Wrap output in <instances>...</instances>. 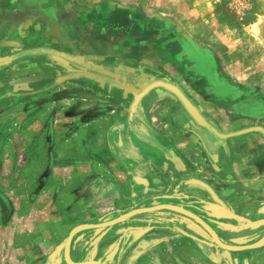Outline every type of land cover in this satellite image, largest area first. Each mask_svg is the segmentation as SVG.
<instances>
[{
    "label": "rangeland",
    "instance_id": "rangeland-1",
    "mask_svg": "<svg viewBox=\"0 0 264 264\" xmlns=\"http://www.w3.org/2000/svg\"><path fill=\"white\" fill-rule=\"evenodd\" d=\"M34 9L44 12L46 18L56 19L69 42L54 39L50 26L42 31L43 25H36L27 35V28L24 31L13 26L12 21L22 16L19 10ZM4 17L5 21L6 17L11 19L9 27L0 32V41L7 45L28 47L33 39H42L48 40L54 50L77 56L92 54L96 42L132 43L154 20L161 22L158 28L181 29L182 33L173 38L182 35L187 66L197 71L182 80L186 96L220 133L243 132L236 138H247L245 143L253 147L251 153L250 149L242 153L243 159L250 161L246 172H233L230 175L235 178L231 181L218 176L213 160L194 138L195 148L188 152L191 149L184 147L182 156H175L176 169L164 173V188L145 191L135 186L119 198L112 185L120 181L127 187L125 174L117 177V169L99 167L97 162L108 165V156L102 153L103 139L111 132V118L126 108L119 110L114 103L103 102L98 92L90 93L88 87H73L80 81L70 78L68 82L60 81L46 95L0 110V134L14 139L25 130L28 135L29 169L26 179L17 168L11 171L13 190L27 191L28 196L44 200L50 198L52 211L66 215L68 225L74 228L103 224L143 206L169 205L190 212L215 230L220 227L218 220L205 207H210L216 198L224 201V206L235 208L239 198H264L262 189L254 190L249 185L252 180L259 186L264 175L258 168L264 164V134L253 131L264 129V0H0V22ZM137 19L138 23H133ZM105 31L114 37L107 38ZM17 52L22 51L11 54L21 59ZM197 60L208 62L215 83L198 72ZM59 63L63 68L61 60ZM215 86L220 87L219 92ZM153 126L162 135L168 132L166 124L155 121ZM89 150L90 154L83 155ZM72 162L91 165L65 169ZM152 200L156 201L149 203ZM144 214L109 228L80 231L73 243L85 245L84 262L239 264L237 258L244 256L220 248L199 220L182 211L162 209ZM66 240L61 243L62 253ZM62 259L67 264L63 255Z\"/></svg>",
    "mask_w": 264,
    "mask_h": 264
},
{
    "label": "crops",
    "instance_id": "crops-1",
    "mask_svg": "<svg viewBox=\"0 0 264 264\" xmlns=\"http://www.w3.org/2000/svg\"><path fill=\"white\" fill-rule=\"evenodd\" d=\"M19 11L23 17L19 16L12 24L15 28L22 27L24 31L27 28L25 35L31 33L34 26L43 25L42 31H47L50 26L54 39L61 40L63 44L69 40L63 35V26L56 19L46 18L44 12L35 9ZM10 20L9 17H6V21L3 18L0 32L6 26L9 27ZM138 21L134 20L133 23ZM160 24L154 20L146 25L142 34L137 35L132 43L124 44L121 40L105 44L96 42L94 52L84 56L73 55L66 50H54L48 40L33 39L28 47L7 45L8 42L0 41V110L10 108L17 102L31 101L37 95H46L56 89L60 81L68 82L72 78L80 81L73 87L83 86V90L88 87L90 93L98 92L103 102L114 103L119 110L126 108L111 118V132L103 139L102 153L108 156V165L97 162L99 167L117 169V177L125 174L127 187L120 184V181L112 185L119 198H123V193L132 192L135 186L145 191L164 188L167 185L164 173L176 169V157L182 156L184 147L191 149L188 152L195 148L192 144L194 138H198L196 141L199 147L213 160L218 176L232 181L235 176L230 174L244 173L245 167L250 165V161L246 162L242 157L244 151L250 149L251 153L253 148L246 144L247 138L239 140L235 136L219 140L210 132L208 137L207 130L192 120L177 98L162 88L151 90L136 103L141 94V86L157 81L171 83L186 94L182 80L186 81L187 76L197 72L193 71V66H187L182 35L173 38L182 30L158 28ZM106 36L114 37L107 33ZM19 50L22 52L16 55L20 54L21 59L11 54ZM60 60L63 68L59 66ZM155 121L166 124L164 128L168 132L164 135L158 133L153 126ZM22 132L24 135L19 133V137L14 139L7 138V134H0V143L3 144L0 147V264H64L61 243L74 229L68 225L66 215L52 211L50 198L44 200L36 195L28 196L30 193L26 191V183L27 193L20 189L13 190L14 183L11 186L14 177L11 171L18 169L26 179L25 172L29 169L26 158L28 135L25 130ZM36 134L32 133V138L35 139ZM88 154L90 150L83 152V155ZM87 165L91 164L79 166L72 162L65 169L72 171ZM258 168L264 174V164ZM257 184L259 186L249 181L252 189L260 188L262 191L259 192L264 194V175ZM125 189L128 191L123 192ZM232 199L236 198H229ZM239 199L236 208L226 207L224 201L216 198L205 209L210 210L218 220L220 227L214 231L226 245L239 247L261 244L257 249L237 252L244 256L237 258L236 263L264 264V198ZM145 207L149 205L141 208ZM222 218L227 219L219 221ZM86 253L84 244L72 243L70 258L73 262L82 263L87 260Z\"/></svg>",
    "mask_w": 264,
    "mask_h": 264
},
{
    "label": "water",
    "instance_id": "water-1",
    "mask_svg": "<svg viewBox=\"0 0 264 264\" xmlns=\"http://www.w3.org/2000/svg\"><path fill=\"white\" fill-rule=\"evenodd\" d=\"M156 88H162V89H165V90L169 91L170 93H172L177 98V100L180 102V104L185 108V110L187 111L189 116L192 118V120L198 126L208 130L214 137L218 138L219 140H227L229 138H232L235 136H240V135L244 134L243 132L242 133H235V134H228V135H224V134L220 133L216 128H214L211 124H209L207 122V120L201 114L200 110L196 106H194V104L189 100V98L186 96V94L180 88H178L177 86H175L171 83H167L164 81H157V82L150 83V84H143L141 86V94L138 96L136 103H138L142 98H144L151 90L156 89ZM253 131L261 132L262 134H264V129H253ZM162 209H171V210L182 211L183 213H186L189 216L199 220V222L203 225V227L210 232L215 243L220 248H222L223 250H226V251H229L232 253H237V252L254 250V249H257L261 246V244L244 245V246H239V247H233V246L226 245L222 242L219 235L209 225H207L202 220L198 219V217L196 218V216H194L190 212H188L182 208L175 207V206L159 205V206H155V207H151V208H143V209L134 210V211L122 216V217H119L118 219H115V220H112V221H109V222H106L103 224L83 225V226H79V227L74 228L66 240V247H65V251H64V257H65L66 263L67 264H90V263L101 264V263L95 262V261L77 263V262H73L70 259V255H69L70 253L69 252H70L71 245L73 243L74 237L80 231L85 230V229H91V228H93V229L109 228V227H112L116 224L124 222L125 220H127L131 217H134L136 215L155 212V211H159Z\"/></svg>",
    "mask_w": 264,
    "mask_h": 264
},
{
    "label": "flooded vegetation",
    "instance_id": "flooded-vegetation-1",
    "mask_svg": "<svg viewBox=\"0 0 264 264\" xmlns=\"http://www.w3.org/2000/svg\"><path fill=\"white\" fill-rule=\"evenodd\" d=\"M197 63H198V65H199V67H200V71H198V72H200V73H202V74H205V75H207L211 80H213V82L215 83V79H214V74H213V71H212V69L210 70L209 69V64L207 65V63L208 62H206V61H204V60H197ZM215 85V84H214ZM219 86H215L214 87V89H218L219 90ZM215 90V92H217ZM219 92V91H218ZM217 92V93H218ZM223 95H229V93H224Z\"/></svg>",
    "mask_w": 264,
    "mask_h": 264
},
{
    "label": "bare ground",
    "instance_id": "bare-ground-1",
    "mask_svg": "<svg viewBox=\"0 0 264 264\" xmlns=\"http://www.w3.org/2000/svg\"><path fill=\"white\" fill-rule=\"evenodd\" d=\"M90 264H94V263H90Z\"/></svg>",
    "mask_w": 264,
    "mask_h": 264
}]
</instances>
